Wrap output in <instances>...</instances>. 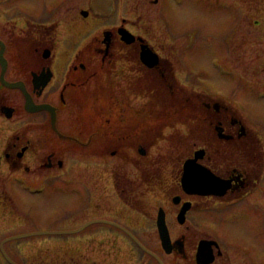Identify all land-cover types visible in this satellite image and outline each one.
<instances>
[{"label": "flooded vegetation", "instance_id": "af4514ba", "mask_svg": "<svg viewBox=\"0 0 264 264\" xmlns=\"http://www.w3.org/2000/svg\"><path fill=\"white\" fill-rule=\"evenodd\" d=\"M171 7L220 34L214 56H227L233 83L264 90V0H0V264H264V116L251 114L242 90L234 100L194 90L196 128L208 124L215 142L195 147L174 181L124 175L110 159L108 175L87 173L139 134L148 139L149 117L161 126L188 118L186 87L196 83L169 37ZM90 17L105 20L96 43L76 47ZM137 96L145 103L135 108ZM27 100L54 106L55 127L48 109L28 110ZM68 101L78 105L76 121L60 129L54 102ZM141 142L131 148L144 156ZM196 150L197 167L217 177L212 192L183 186Z\"/></svg>", "mask_w": 264, "mask_h": 264}, {"label": "rangeland", "instance_id": "374dc122", "mask_svg": "<svg viewBox=\"0 0 264 264\" xmlns=\"http://www.w3.org/2000/svg\"><path fill=\"white\" fill-rule=\"evenodd\" d=\"M190 7L194 9V6ZM170 12L174 15L165 18L169 21H171L172 18L176 20V24L171 27V32H173L174 35H169L170 39L172 40L171 43L175 45V47L178 49V52H180L179 49L181 50L180 60L183 64V69L185 68L184 76L186 77V80H188L189 83H196V86L186 87L187 93L185 94L184 98H186L187 95L191 96V100L193 98L192 102L188 98L189 101L187 106L184 107V110H186L188 114V118L184 120V123L176 119L171 120L168 126H161V119H158L156 123V120L154 121L153 118H151L152 116L149 117L151 120L149 127L153 126L151 131H154V133H147L150 135L148 139H146L147 136L144 137L142 134H139V137H136L129 142V144L132 145L135 141L134 146H132L136 148L139 142L142 141L140 144L146 148V154L144 156L139 155L134 150V148H131L132 146H126L120 150V157L118 155L116 157L110 158L107 155L98 158V165L95 164L94 166H90V170H87V173L108 175L109 169L107 171V168L104 166L107 165L106 162L108 159H110L108 162L115 160L116 162L118 161L119 164H122V170L120 171L123 172L124 175H138L140 179L141 176L153 174L155 175V179L156 176H158V179L161 183H163V185L174 181L173 178L174 176L176 177L178 175L181 162L191 153L195 147L205 142H215L214 134L212 130H210V126L208 124H204L203 130L196 128V112L200 111L201 106L194 99V90L217 93H221L223 91L222 93L226 94L228 99L237 98L238 91L242 90L243 93L249 95L252 100L248 106V110L251 112V114L256 117H259L260 115L264 116V106H262L264 105V90H261L260 86L253 85L248 82H245L244 85H239L238 82L233 83L232 79L235 78L236 73L233 66L226 62L225 59H227V56L223 53H219L217 58L214 56L216 49L214 47L212 48V43L214 42L216 45H220L222 41V39H220V34L217 36L215 34L211 35L206 33L203 19H195L194 17L191 18L195 12L188 10L186 7H183L182 9L179 7L175 9L171 7ZM200 14L206 16V23L209 26L210 20L207 15H209L210 12L203 10L200 12ZM103 21L105 20L97 17H90L88 19L90 26L89 29L91 30L90 35L88 38L87 36H83L80 39H76V47L84 44L85 42L89 47L94 46L96 43L95 39L98 38L99 35V31H97L95 27L101 25ZM218 30H220V28H218ZM158 32V36H155V42L163 43V29L159 27ZM98 62L99 61H96L90 65V73L93 65H96ZM115 71L117 70H115L114 67L112 72V82L114 83L115 90L117 91L116 86L120 84V74L117 76ZM96 76H92V79L87 82L86 85L88 88L92 87L93 82L96 80ZM102 82V84H104V81ZM227 84L228 86L233 84L234 92H230L229 90L226 91L225 86ZM133 99L135 100L130 104L135 108H138L145 103L143 102L145 97L137 96L133 97ZM178 100V98L174 99L173 103L171 104L172 110H174L177 104L179 105V103H177ZM54 105L58 107V116L60 118L58 127L60 129L70 127L71 122L76 121L74 114H76V111H78V105L72 101L64 102L63 104H61V102H54ZM241 108H243L242 105ZM96 112H104L100 114V117L102 118L107 116L105 110ZM152 114L153 113H151V115ZM174 115L175 112L171 111L170 117L172 118ZM97 120L100 121L103 119ZM159 124L161 127L155 133L156 130L154 127L158 126ZM139 126L140 125H138V127ZM143 128L144 125L141 126V129H138L139 133H142ZM134 133L137 135L136 130ZM80 150L84 151V148L81 147ZM77 168L81 169L82 167L79 166ZM155 189L157 190V188Z\"/></svg>", "mask_w": 264, "mask_h": 264}, {"label": "water", "instance_id": "95a60500", "mask_svg": "<svg viewBox=\"0 0 264 264\" xmlns=\"http://www.w3.org/2000/svg\"><path fill=\"white\" fill-rule=\"evenodd\" d=\"M26 107L28 110H39L42 108L48 109L52 115V125L55 127L56 108L54 106H52L48 103L33 105L30 101L27 100ZM201 151L202 150H196L194 153V157L192 159L186 160V162L184 163V172L182 175V183H183V186L186 187V189H187V187L191 188V189L193 187H196V188H194L195 191L212 192L213 191L212 182L217 177L212 175V173H210L211 175L207 174L208 172H206L202 168L201 169L198 168L197 164L195 163V160L197 157H199ZM203 172H205V173H203ZM202 186L206 187V188H203ZM158 228H159V233H160L162 241L166 242L168 240V235H167V231H166L164 225L161 223V221H158Z\"/></svg>", "mask_w": 264, "mask_h": 264}, {"label": "trees", "instance_id": "16d2710c", "mask_svg": "<svg viewBox=\"0 0 264 264\" xmlns=\"http://www.w3.org/2000/svg\"><path fill=\"white\" fill-rule=\"evenodd\" d=\"M114 104H115V102L111 100V102H109V108L107 109V111L114 110L115 109Z\"/></svg>", "mask_w": 264, "mask_h": 264}]
</instances>
